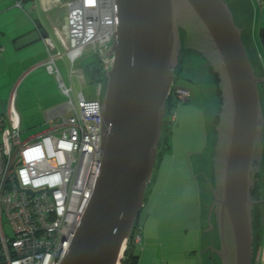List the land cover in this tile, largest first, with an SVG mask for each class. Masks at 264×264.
I'll list each match as a JSON object with an SVG mask.
<instances>
[{"label":"water","instance_id":"obj_1","mask_svg":"<svg viewBox=\"0 0 264 264\" xmlns=\"http://www.w3.org/2000/svg\"><path fill=\"white\" fill-rule=\"evenodd\" d=\"M115 7L116 31L105 53L113 63L102 97L101 164L62 264H119L144 205L167 100L188 49L211 65L219 82L208 225L213 227V215L220 244L212 254L220 264H253V210L259 202L252 191L264 158V73L253 66L230 6L226 0H115ZM193 30L207 42L197 43L196 36L181 46L180 34ZM40 39L33 31L15 47Z\"/></svg>","mask_w":264,"mask_h":264},{"label":"built area","instance_id":"obj_2","mask_svg":"<svg viewBox=\"0 0 264 264\" xmlns=\"http://www.w3.org/2000/svg\"><path fill=\"white\" fill-rule=\"evenodd\" d=\"M253 2L261 7L264 0ZM65 8L66 25L57 32L64 52L48 47L43 63L66 96L52 126L22 140L15 93L0 116V264H62L95 188L101 164L104 80L93 82L97 86L88 98L83 72L75 64L88 50L104 74L111 68L113 57L105 53L116 31L115 0H69ZM64 55L71 61L70 76H77L81 85L77 104L71 96L73 87L66 85L56 65ZM95 69L93 65L90 73ZM191 95L190 89L178 85L170 94L179 105ZM171 116L176 120V113ZM133 238L141 244L142 228ZM126 249L127 244L119 264Z\"/></svg>","mask_w":264,"mask_h":264},{"label":"crops","instance_id":"obj_3","mask_svg":"<svg viewBox=\"0 0 264 264\" xmlns=\"http://www.w3.org/2000/svg\"><path fill=\"white\" fill-rule=\"evenodd\" d=\"M67 1L69 0H0V49H2L0 52V116L8 109L10 98L12 94L15 93V106L21 118V129V113L31 116L33 125L42 126V130L32 136L39 135L42 132L50 129L52 126L53 115H55L59 111V108L64 104L62 100L61 101L63 103H58L60 94L62 95L61 91L60 93L57 91V88H59L58 82L55 76L46 70V68L43 66V63L47 60L49 55L48 47L54 52H64V47L57 36V32L64 30L66 25L65 3ZM249 1L256 13V16L248 23L251 27V39L253 41L252 53L256 61V68L258 72L263 74L264 47L262 50H257L255 47L256 43H260L263 46L261 30L264 29V3L261 7H259L253 2V0ZM18 2H20V5H18ZM33 31H37L41 36L39 41H36L20 49L15 47L17 41L20 38ZM46 38L49 40V45L46 42ZM62 59H64V62ZM59 61L70 64L71 66V61L66 55L56 59L57 67ZM93 65H97V60L96 63L92 64L91 66ZM46 73L54 77L57 84L53 81V79L48 78ZM26 76L27 78H32L30 82L24 86L23 83ZM72 79L73 77L70 76L71 81ZM27 98H29V100H27ZM262 105L264 113V86L262 90ZM165 150L171 154V162L164 176L162 178H157L156 182L154 183V188L151 190L152 195L155 187H157V198L154 200V202L152 201L151 204V215L157 214L162 218H168L171 216L169 219L177 221V218L179 217L174 215L176 212V206L172 207L173 203H171V206H169L168 203L173 200V202L178 206L179 212L186 211V216L190 214L189 205L181 206L179 202L185 195L186 188H184L183 185L186 179H193V173H196L197 171L196 166L193 165L192 158V161L189 158H184V165L186 164L187 167H189L188 175H186L187 177H184V165L180 168H175V160L176 158H179L174 156V152L176 151L175 143L171 145L168 141L167 145L162 147L161 154L166 153ZM194 156L195 155L192 157ZM197 156H201V153H198ZM163 159L164 157H162V160ZM180 171L182 177H176L175 175ZM189 174L191 177H189ZM193 180L196 181V183H200L197 178ZM256 188V200L259 202L256 208L259 218L258 222L260 224L259 227L263 228L264 158L262 161L261 171L258 174ZM201 193L202 187L201 184H199L197 186L196 193L198 198L195 199L196 204L198 202L196 225H190L191 228L184 226V229H186V234L191 232L190 237H186L184 242L187 245L195 244L196 249L185 253L180 252V257H170V262L173 264H213L212 260L215 262V254H212V248L215 247V238H213L209 232L206 233L207 230L209 231L205 224V221L208 222V216L203 212V199ZM166 199H169V202H167ZM159 204H163L164 209H161L160 206L158 207ZM191 217L192 215L190 214V217L187 220L190 221ZM142 230L143 236L138 252L139 258L137 264H155V262L158 260L168 264L169 260L163 252L164 245L162 243L152 242L147 244V229L142 226ZM207 235L210 236V240H208ZM152 246L155 248L159 247V249L162 251L161 255L157 256L156 253H152L149 250V248ZM159 256L161 258H159ZM254 264H264V243L262 240H260L258 244V248L254 257Z\"/></svg>","mask_w":264,"mask_h":264},{"label":"rangeland","instance_id":"obj_4","mask_svg":"<svg viewBox=\"0 0 264 264\" xmlns=\"http://www.w3.org/2000/svg\"><path fill=\"white\" fill-rule=\"evenodd\" d=\"M239 2L240 7L242 8V15L244 13V21L241 22L238 18V21L241 22L240 26L245 28L244 30L248 31V35L251 36V27L248 24L252 18L256 16L255 9L250 4L249 0H228L230 7L234 9L235 12L237 10V3ZM241 15V16H242ZM261 15V14H260ZM247 34V33H246ZM252 41V39H251ZM260 44V43H259ZM256 43L257 50H262L263 46ZM253 45V41H252ZM253 47V46H252ZM64 58V57H63ZM64 62V59H62ZM58 62V68L60 69L61 75L68 87H73V92L71 94L74 102L78 103L77 94L81 91V85L78 81L77 76L74 75L72 81L70 80L71 66L70 64ZM96 63V57L92 55L90 52L85 51L81 57H79L75 64V69L78 71H82L85 84L83 86V91L86 96L89 98L93 90L96 88L97 84L90 81V68L91 65ZM181 63V64H180ZM180 79H177V84L186 89H190L192 95L187 103L182 104L178 110H176V118L177 121H172L173 125L169 129L168 133V141L172 145L175 143L176 151L174 152L175 160V168H180L184 165V158H189L193 160V165L196 166V173H193V179L197 178L200 183H196L192 178L186 179L183 187L186 188L185 195L181 198L180 204L186 205L190 207V214L192 215L190 221L187 220L190 217V214L186 216L185 212H179L178 206L172 201L169 202V199H166L169 202V206L173 203L172 207H175L176 212L174 213L177 218V221H174L171 216L161 217L159 215H151V204L152 201L157 198L156 197V189L151 195V190L154 188V183L157 178H162L166 173L168 167L171 162V154H169L166 150V153L162 152V145L159 146L158 149V158L155 165V169L153 171L152 179L148 185L147 192L145 195L144 205L140 211L138 222L147 229L148 232V242L147 244L152 243H162L164 245L163 252L167 256L169 262L168 264H173L170 262V257H180L181 253L189 252L190 250H194L195 244L187 245L184 242L186 237H190V233L186 234L184 226L191 228L193 224L196 225V213L198 211V202L196 204L195 199L197 196V186L201 184L202 187V199H203V212L205 215L209 216L210 205L213 200V195L211 192L210 185L214 183V167L212 164V158L214 154V146L216 143V131L215 125L217 124L218 114H219V82L218 76H216L215 72L212 71L211 65L200 55L193 52L191 49H188L182 56L180 57ZM179 67V65H178ZM177 67V68H178ZM101 68V67H100ZM177 70V69H176ZM95 71V70H94ZM100 74L95 77V80H104L103 83V95L105 93V84L106 78L104 71L102 72V68L99 70ZM179 73V74H180ZM104 74V76H103ZM260 74V73H259ZM48 78L53 79L54 82L56 80L54 77L46 73ZM179 76V75H178ZM176 76V77H178ZM24 78V86L30 82L32 77ZM94 80V81H95ZM57 84V82H56ZM32 85V84H31ZM58 86V85H57ZM58 93H60L59 88H57ZM20 93V91H19ZM93 96V95H92ZM38 99V96H37ZM29 100V98H27ZM65 103L66 96L61 95L59 97V102L62 101ZM62 102V103H63ZM22 134L21 139L25 140L32 135L39 133L42 130V126H35L32 124V117L27 114H22ZM173 115V114H172ZM171 119L172 116H171ZM175 122V123H174ZM164 131V130H163ZM163 135V133H162ZM198 153H201V156H197ZM173 155V154H172ZM191 155V156H190ZM195 155L194 157H192ZM162 157L164 159L162 160ZM191 160V161H192ZM173 161V158H172ZM187 165H184L183 174L184 177L188 175ZM194 168V166H193ZM158 174V175H157ZM176 177H182L181 171L178 172ZM189 177L190 174H189ZM151 195V196H150ZM164 209L163 204H159L158 207ZM202 207V206H200ZM199 207V208H200ZM149 216V217H148ZM149 218V220H148ZM179 219V220H178ZM205 219V218H204ZM148 220V221H147ZM175 222V223H174ZM211 223L213 227H209V223L205 221L207 230L206 233H210L213 238H215V247L219 248V234L215 225V220L212 215ZM191 225V226H190ZM176 227V228H175ZM147 235V233H146ZM208 240H210V236L207 235ZM213 247V248H215ZM149 250L152 253H156L157 256L161 255L162 251L155 247H150ZM150 253L149 251H147ZM159 258H161L159 256ZM215 262L213 264H220V259L217 255H215ZM155 264H166L165 262L158 260Z\"/></svg>","mask_w":264,"mask_h":264},{"label":"trees","instance_id":"obj_5","mask_svg":"<svg viewBox=\"0 0 264 264\" xmlns=\"http://www.w3.org/2000/svg\"><path fill=\"white\" fill-rule=\"evenodd\" d=\"M235 2L237 3V7H238L237 10H238V12H235L234 9H232V10H233V12L235 14L236 22H237L238 26L242 29V38H243V41L245 43V46H246V49H247L249 58H250V60H251V62L253 64V66L257 67L256 61H255L254 56H253V53H252V46L253 45H252V41H251V36L248 35L249 33H248L247 30H244L245 28H243L242 26H240L241 25L240 23L241 22L244 23V21H245V20L242 19V17L244 18V13H243V15L241 14L243 10L240 7L239 2H237V1H235ZM238 18L240 19L241 22L238 21ZM192 51L195 52V53H197L194 50H192ZM180 64H179V67L176 70V76H178V75L179 76L178 77L175 76V79H174L175 85L173 87H175V86L178 85L177 84V79H180L181 78L180 77L181 73H180V71H178L180 69ZM95 66H96V69H95L94 73H92V74L90 73V81L91 82H94L95 77L98 74H100L99 70L101 69L100 68L101 66H100L98 60H97V65H95ZM215 75L217 76V74H215ZM181 105L182 104L179 105L178 104V101L175 100V98L172 97V96H170L169 99L167 100V104H166V118L164 119V127H163V130L164 131H163V135H162L161 142H160V145H162V147L167 145V143H168V133H169V129L173 125L172 120H170L171 113H176V110H178V108ZM174 121L176 122L177 119L174 120ZM160 154H159V156H160ZM138 228H142V226L140 225V223L138 222V219H137V221L135 223L134 231L132 232L133 235L130 236V239H129L128 243H127V249H126V251L124 253L125 258H124L122 264H137V261H138V258H139L138 252H139V249H140V245H137V244L134 243L133 236L136 235ZM142 236H143V230H142Z\"/></svg>","mask_w":264,"mask_h":264},{"label":"flooded vegetation","instance_id":"obj_6","mask_svg":"<svg viewBox=\"0 0 264 264\" xmlns=\"http://www.w3.org/2000/svg\"><path fill=\"white\" fill-rule=\"evenodd\" d=\"M227 1V3H228V0H226ZM228 5L230 6V4L228 3ZM231 8V7H230ZM231 10H232V8H231ZM232 13H233V16H234V20H235V22H236V17H235V14H234V12H233V10H232ZM236 24H237V22H236ZM238 25V24H237ZM193 32L195 33H192L191 35H184V33H182V34H180V44H182V42H183V45H181V46H184L185 45V43H187V42H191V40H193V39H195V37L197 36V39H196V42L197 43H200V44H202L203 42H207V39L205 38V37H202V34H200L198 31H196V30H193ZM182 41V42H181ZM183 51V47H182V50H181V52ZM215 59V58H214ZM255 67V66H254ZM175 76H176V72H175ZM175 79V78H174ZM175 85V83L173 84V86ZM172 90V89H171ZM165 118H166V113H165ZM164 118V119H165ZM163 127H164V122H163ZM214 175V174H213ZM257 184V183H256ZM257 188H256V185H255V187H254V189H253V193H252V195H253V197L256 199V197H257ZM257 206L258 205H256L255 207H254V213H253V219H254V221H253V223H254V255L256 254V251H257V248H258V244H259V242H260V240H262L263 241V243H264V229L263 230H261V227H259V222H258V214H257ZM264 221L262 220V223H263ZM263 225V224H262ZM253 264H254V260H253Z\"/></svg>","mask_w":264,"mask_h":264}]
</instances>
